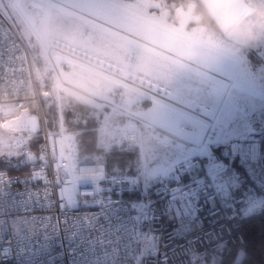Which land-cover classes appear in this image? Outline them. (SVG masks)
Returning <instances> with one entry per match:
<instances>
[{"label":"built area","instance_id":"obj_1","mask_svg":"<svg viewBox=\"0 0 264 264\" xmlns=\"http://www.w3.org/2000/svg\"><path fill=\"white\" fill-rule=\"evenodd\" d=\"M47 3L74 10L61 0ZM193 8L191 4L187 13L177 8L184 24L201 20L191 16ZM162 23L243 62L239 44L203 25L194 35ZM38 37L57 74L56 130L47 127V99L38 88L28 47L0 9V127L16 133L12 140L0 133V143L19 148L27 166L26 171L0 169V264H223L234 248L240 252L246 218L264 209L260 135L249 129L220 139L219 107L211 113L203 104L185 101L74 45L48 42L43 33ZM157 50L221 78L227 89L234 84V76L169 54L164 47ZM71 63L119 84L113 99L101 97L97 103L74 95L103 114L95 128L99 148L139 150L137 172L127 167L108 175L103 163L80 157L76 133L64 126L61 106V90L73 94L60 86L61 69ZM141 94L205 123L201 140L187 139L141 115ZM179 128L194 131L188 119ZM154 143L161 146H154L159 153L151 147ZM215 147H222V156ZM63 184L72 185L73 201L66 199Z\"/></svg>","mask_w":264,"mask_h":264},{"label":"rangeland","instance_id":"obj_2","mask_svg":"<svg viewBox=\"0 0 264 264\" xmlns=\"http://www.w3.org/2000/svg\"><path fill=\"white\" fill-rule=\"evenodd\" d=\"M13 2L14 0H0V9H2V11L5 13L6 17L8 18L12 26L16 29V31L20 34V36L25 41L29 42L32 45H35V38L32 39V37L34 35L38 37V33L36 32V30L38 32H41V27H38L37 22L31 19V17L29 16L36 30L33 29ZM70 2H77L83 9L92 11L96 15L100 16V18H103V20L107 19L108 22L123 28L122 30L144 39H146V36H148L156 42H160L158 40H164L167 42H171V44L174 43V41L180 39V36H178V34H181L180 32L176 31V29L172 27H169L167 25L165 26L162 23L165 22L171 24V26L173 27H176L174 23L167 20L168 14H164V11L158 14L156 12L149 11V9L151 8H159L158 4H156V2H154L153 0H150L149 2L147 0H70ZM60 10L62 9L60 8ZM54 19L55 16L52 12V14L49 16L48 30L45 37L48 42H50L53 38L52 33L54 32H56L57 36L59 37L66 36L62 35L63 33H65L63 27H55L53 23ZM98 24L101 27L96 25H91L90 27L92 28L89 27L91 34L87 33L81 36H73V38L69 39V42H71L70 44L83 49L95 56L101 57L105 61H108L110 63L113 62L117 66H123L126 71H133V73L135 72L136 75L142 76L145 79L147 75L157 84H165V79H162L165 78V75L162 74V72L158 68L146 64L145 43L135 40L134 38L127 36L121 31L118 32L101 23ZM133 41L140 44L142 43L145 46L139 45L137 43L135 44ZM58 58L59 57H56L57 62L60 61ZM74 65L78 66L77 64ZM74 74L79 82L88 87V90L92 92L95 91L98 93V95L109 99L113 98L110 93L113 88L119 87V84L117 82L97 75L94 71L85 68H78V70L74 72ZM62 76L66 79L64 72ZM36 77L39 81L41 80V77L39 75L36 74ZM242 78L243 70H241L239 76L237 77L236 83L226 91L221 101L220 113L217 117V124L221 127V133L219 137L220 139L223 135H228L230 137L233 133H231V129L235 127V124L240 126L243 123V117L245 114L241 109L242 105L244 104L242 101L243 97H241V91H244L246 89V84H244V80ZM257 82L258 86L260 82L262 85H264L263 80H258ZM90 87L95 88L97 91L89 89ZM124 90L127 93L133 92L132 90L127 88H125ZM43 91H45V98L47 99L46 103L48 105L51 101L50 94L46 90ZM172 92L175 93L174 90H172ZM61 93L64 103L67 102L69 95H74L62 90ZM222 93L219 96H215V94L211 91L203 90L200 94L198 93L197 95L200 98V101L196 99V95L190 98L184 95H179L177 93L175 94L184 100L187 99L190 101H199L204 106L209 107L211 113H214L215 109L220 103ZM55 98L57 99V89L55 91ZM144 98L145 96L141 94L140 99ZM140 114L147 119L178 134H181L185 138L193 141H200L201 136L205 130V123H203L202 121L188 117L185 114L154 100L150 108L145 107L140 112ZM185 119H188L191 122L194 129L193 132H184L180 130L179 124L182 120ZM0 133L6 140H12L16 137L15 132L4 130V128L2 127H0ZM57 142L59 146L60 139H58ZM157 145V143H154L151 144V147L159 153L160 150H157L154 147ZM158 148H161V146L159 147L158 145ZM20 157L21 155L19 148L8 147L7 145L0 143V162L10 161L16 163V160ZM63 190L66 199L68 201H73L74 194L72 185L63 184ZM242 256L243 251L238 254L237 260L239 261Z\"/></svg>","mask_w":264,"mask_h":264},{"label":"crops","instance_id":"obj_3","mask_svg":"<svg viewBox=\"0 0 264 264\" xmlns=\"http://www.w3.org/2000/svg\"><path fill=\"white\" fill-rule=\"evenodd\" d=\"M61 1H64L75 8H78L94 15L95 17L100 18V16L96 15L92 11L83 9L77 2L72 3L70 2V0ZM203 1L218 24L219 31L217 33L240 45V54L243 58V62L241 64H239L238 61L231 55L210 48L178 30L176 31L181 33L178 34V36H180V39L174 41V43L172 44L171 42H167L164 40H158L160 42H156L148 36H146V40L158 46L164 47L169 51L175 52L181 56L189 58L195 62L205 64L211 70L218 72L224 76H234V84L236 83V79L239 76L241 70H243L242 79L244 80V84H246V89L244 91H241V97H243L242 101L244 103L241 109L244 111L245 114L243 117V123L240 126L235 124V127L231 129V133L233 132L231 136L229 137L228 135H223L221 136V139L239 137L245 134L249 129H253L255 130V132H257V134H260V132L264 130V85H262L260 82L261 85L259 84L258 86L257 81H264V33L258 34L257 37L251 41L243 38L240 34L239 25L249 18L251 12V9L248 7V0ZM13 3L20 10V13L32 26L33 29H35V26L31 22V19L37 22V26L41 27L42 30L41 32H38L35 29L36 32L43 33L45 37L48 30L49 16L53 12L55 16V19L53 21L55 27H63L65 33H63L62 35L66 36L59 37L57 36V33L54 32L52 33L53 38L51 40L58 39L70 44L71 42H69V39L73 38V36L75 35L81 36L87 33L91 34V25L100 26L98 24L99 22L97 23V21L95 20L87 19L83 14L75 10L66 9L59 4L49 5L47 3V0H14ZM60 8L63 11L60 10ZM29 16L31 17V19L29 18ZM179 16L176 17L178 25L174 24L177 28L183 27V30L185 32L194 35H197L199 33V26L190 24L187 28H185V26H187L189 22L184 24L181 14H179ZM134 43L136 44L137 42ZM137 44L145 46L142 43ZM146 64L158 68L162 72V74L165 75V78H162L165 79V84H157L147 75L146 79L156 83V85L158 86H163L169 89L171 92L172 90H174L175 93L179 95H184L190 98L196 95V99L200 101V98L197 95L198 93L200 94L203 90H209L214 93L215 96H219L223 92L220 103L217 106V108L219 107V115L221 101L226 91L228 90L225 81H223L221 78H217L211 74L201 73L196 68L184 64L181 61L171 57L170 55L162 53L157 49L149 47L147 45ZM121 68L126 73H133V71H126L123 66ZM80 88L84 89L82 87ZM95 95L98 96L97 94ZM151 100L152 102L153 100L158 101L156 99ZM185 101H188L190 103L202 104L199 101L196 102L187 99Z\"/></svg>","mask_w":264,"mask_h":264},{"label":"trees","instance_id":"obj_4","mask_svg":"<svg viewBox=\"0 0 264 264\" xmlns=\"http://www.w3.org/2000/svg\"><path fill=\"white\" fill-rule=\"evenodd\" d=\"M153 1L160 2V7L157 9L151 8L149 11L156 12L158 14L164 11V9H168L169 12L167 15V20L176 25H178L176 17L179 16L177 8L181 7L183 12L187 13L189 11V6L193 4L194 8L191 11V16L199 15L201 20L199 22L192 20L187 26H185V28L192 24L197 26L203 25L207 32L217 33L219 31V27L215 18L210 13L203 0ZM33 38H35L36 41L35 45L30 44L24 39L23 40L30 52L33 68L36 74L41 77L40 81L37 78L38 88L40 90H46L50 94L51 101L45 107L47 127L49 130H56L59 126L58 106L57 100L55 98L57 74L41 41L35 35L32 37V39ZM58 59L61 60L60 58ZM78 68H80L79 65L76 66L74 63H71L68 67H63L61 69V73L63 74L64 72L66 79L64 77L63 78L88 90V87L84 86L75 77L74 72H76ZM96 74L100 75L98 73ZM89 89L96 90L95 88L91 87ZM91 92L92 91H90V93ZM93 93L94 95H98V93L95 91L92 92V94ZM110 93L112 96V91ZM98 96L109 99L101 95ZM141 102L143 109L145 107L150 108L152 105V100L146 97L141 99ZM61 106L64 126L68 130L75 131L79 155L83 160L98 161L103 163L108 175L124 173L127 167L131 169L132 173L137 172L140 163V154L137 148H131L130 150L112 149L107 151L97 146V132L95 128L102 121L103 114L99 112L95 105L74 95H69L67 102L64 103L61 93ZM108 108L109 106L105 105L104 109ZM259 135L264 145V130H262ZM214 149L219 156H222V147H215ZM1 168H5L10 172H14L26 171L27 166L23 162L22 157H20L16 160V163L10 161L0 162V169ZM241 232L244 237V245L241 250L243 251L242 258L239 261L237 260V256L241 251L239 252L236 248H234L231 254L224 260L223 264H264V209L246 218Z\"/></svg>","mask_w":264,"mask_h":264},{"label":"clouds","instance_id":"obj_5","mask_svg":"<svg viewBox=\"0 0 264 264\" xmlns=\"http://www.w3.org/2000/svg\"><path fill=\"white\" fill-rule=\"evenodd\" d=\"M248 7L250 16L239 25V29L241 36L251 41L264 33V0H248Z\"/></svg>","mask_w":264,"mask_h":264},{"label":"bare ground","instance_id":"obj_6","mask_svg":"<svg viewBox=\"0 0 264 264\" xmlns=\"http://www.w3.org/2000/svg\"><path fill=\"white\" fill-rule=\"evenodd\" d=\"M110 28H113L110 26ZM116 29V28H115ZM121 32L126 34V35H130V33L124 31L121 29ZM138 37V36H137ZM60 86L64 87L65 89L69 90L70 92H72L73 94L79 96V97H82L86 100H89L91 102H94V103H97V102H100L101 98L84 90V89H81L79 86H77L76 84L73 85V83L63 79L60 81Z\"/></svg>","mask_w":264,"mask_h":264},{"label":"water","instance_id":"obj_7","mask_svg":"<svg viewBox=\"0 0 264 264\" xmlns=\"http://www.w3.org/2000/svg\"><path fill=\"white\" fill-rule=\"evenodd\" d=\"M73 8H74V10H77V12L83 14L86 18H89V19L95 20V21H97V22H99V23H101V24H103V25H105V26H107V27H109V28H110V26H111V27H113L112 29H114V30H116V31H118V32L121 31V29H120L118 26H115V25L113 26V24L108 23V22H106L105 20H103V19H101V18L95 17V16H93L92 14H90V13H88V12H85V11L80 10V9H78V8H75V7H73ZM115 28H116V29H115ZM127 36H128V35H127ZM129 37H132V38H134V39H136V40H138V41H141V42H143V43H145V44L151 45V46H153V47L156 48V49H160V48H161L160 46H158V45H156V44L150 43V41H148V40H146V39H144V38H140V37L138 38L136 35H134V34H132V33H131V36L129 35ZM38 38H39V37H38ZM166 52H168L169 54L172 53V52H170L169 50H166Z\"/></svg>","mask_w":264,"mask_h":264}]
</instances>
